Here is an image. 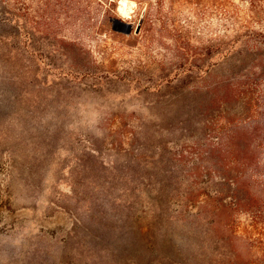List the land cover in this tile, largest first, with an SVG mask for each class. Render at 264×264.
<instances>
[{
  "label": "rangeland",
  "instance_id": "374dc122",
  "mask_svg": "<svg viewBox=\"0 0 264 264\" xmlns=\"http://www.w3.org/2000/svg\"><path fill=\"white\" fill-rule=\"evenodd\" d=\"M248 5L0 0V264H264L231 202Z\"/></svg>",
  "mask_w": 264,
  "mask_h": 264
},
{
  "label": "trees",
  "instance_id": "16d2710c",
  "mask_svg": "<svg viewBox=\"0 0 264 264\" xmlns=\"http://www.w3.org/2000/svg\"><path fill=\"white\" fill-rule=\"evenodd\" d=\"M255 2L248 0V9L252 20L260 21L264 10ZM246 33L264 37L263 32L255 31L249 25L236 27L232 37L235 41ZM247 54L250 59L244 79H238L229 91L230 100L235 104L241 103L235 115H243L248 120L246 127L234 126V132L228 139L233 155L231 202L236 211L246 214L250 227L258 228L259 224H264V53ZM225 96L219 98L226 101ZM223 145L220 142L221 148ZM254 181L260 182V189L255 188Z\"/></svg>",
  "mask_w": 264,
  "mask_h": 264
},
{
  "label": "bare ground",
  "instance_id": "6f19581e",
  "mask_svg": "<svg viewBox=\"0 0 264 264\" xmlns=\"http://www.w3.org/2000/svg\"><path fill=\"white\" fill-rule=\"evenodd\" d=\"M121 12L126 13L125 9H122Z\"/></svg>",
  "mask_w": 264,
  "mask_h": 264
},
{
  "label": "water",
  "instance_id": "95a60500",
  "mask_svg": "<svg viewBox=\"0 0 264 264\" xmlns=\"http://www.w3.org/2000/svg\"><path fill=\"white\" fill-rule=\"evenodd\" d=\"M139 27L136 28V31H138Z\"/></svg>",
  "mask_w": 264,
  "mask_h": 264
}]
</instances>
